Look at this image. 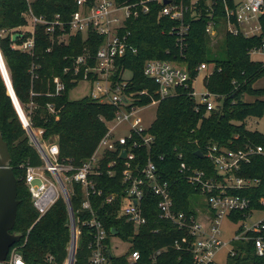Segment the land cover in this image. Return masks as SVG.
<instances>
[{
	"label": "trees",
	"instance_id": "obj_1",
	"mask_svg": "<svg viewBox=\"0 0 264 264\" xmlns=\"http://www.w3.org/2000/svg\"><path fill=\"white\" fill-rule=\"evenodd\" d=\"M89 3L95 0H87ZM123 4L132 0H115ZM39 17L48 20L60 16L67 21L77 10V0H0V51L4 59L6 71L10 76L16 97L30 121L33 129L44 131L43 139L53 142L57 139L60 148V161L79 167L88 161L96 151L101 139L107 133V123L116 115L112 105L100 104L89 97L72 101L69 94L78 85L64 76L65 67L73 57L83 51L81 36L73 37L69 45L59 42L60 32L55 35L54 42L45 26L36 30L35 54L29 55L15 50V42L22 40L16 37L14 30L27 25L26 14L29 9ZM223 12L218 17H222ZM208 20L205 17L192 21L187 37L186 48L182 49L175 36L170 35L173 23L158 20L157 11L128 23L127 30L132 33V42L138 49L136 55L129 54L121 60L119 73L126 69L132 73L128 85V93L149 90L154 94L157 85L145 76L144 70L148 61L161 60L175 63L190 74L188 87L177 89V94L158 106L157 119L150 128L155 142L151 147V156L159 165V170L166 181L172 184L176 211L193 212L190 196L197 193L180 175L178 168L183 161L188 165L212 172L210 162L198 153H204L208 146L218 144L233 150L244 148L247 143L263 144L264 135L247 129L246 121L250 118H261L264 115V88L255 85L264 78V63L254 62L250 51L262 44L263 37L246 38L226 34L222 37L224 56L212 57L210 45L217 46L206 33ZM27 35L25 39L28 37ZM102 39L94 35L92 52H97ZM52 48L51 52H47ZM69 58L68 60L66 58ZM208 65L209 74L205 78L207 91L216 95L217 107L207 112L204 105L199 104L192 96L193 83L199 75L198 68ZM39 69L32 73L33 66ZM118 76V73H117ZM61 77L66 83V90L59 96H48L55 93L53 80ZM117 79V78H116ZM32 93L40 94L33 96ZM252 98L247 101L245 98ZM155 98H157L155 96ZM151 103L150 98L138 101L140 106ZM32 104L36 108L32 109ZM48 105H53L55 113H51ZM0 132L9 146L12 157L11 167L18 181L17 221L14 232L22 233L19 245L27 264H65L71 243L69 227V210L63 198L42 217L35 209L31 193L25 182L27 165L38 167L43 161L37 150L31 145L27 130L10 98L5 81L0 72ZM146 155L143 150L141 157ZM165 160L161 161L160 158ZM264 161L255 160L249 171L242 175L262 178L261 187L253 197L264 196ZM97 187L103 191L102 197H93L92 206L103 221L108 234L107 244L116 235L124 242L131 243V251H139L141 259L136 264H190L191 259L181 258V253L174 249L176 239L182 238L169 222L159 218L158 199L149 195L143 202L147 225L138 235L126 218L119 217L123 191L127 184L121 175L115 178L101 176L97 178ZM118 194L117 201L106 204V199ZM83 191L74 184L71 192V204L80 221L81 235L75 264H91L90 258L93 243V229L81 224L89 221L91 216L82 212ZM162 250L156 260L152 255ZM235 255L228 264H264V257L255 253V245L250 242H239L234 248ZM128 253L123 256L110 257L111 264H129Z\"/></svg>",
	"mask_w": 264,
	"mask_h": 264
},
{
	"label": "built area",
	"instance_id": "obj_2",
	"mask_svg": "<svg viewBox=\"0 0 264 264\" xmlns=\"http://www.w3.org/2000/svg\"><path fill=\"white\" fill-rule=\"evenodd\" d=\"M27 1L31 4L33 0ZM220 8L223 12L222 17L227 22L226 34L246 38L263 37L262 44L253 48L250 53L251 56L264 55V0H132L123 4L115 0H95L91 3L87 0H77V10L67 21L62 20L59 15L52 20L36 16L30 8L26 14L27 25L14 30L16 37L23 40L20 43L15 42L13 48L32 56L36 49V30L41 25L46 27L53 42L59 31L58 40L63 45H69L71 38L81 36L83 51L73 57L70 64L65 67L64 76H69L71 82L77 85L87 83L90 93L86 97L116 108L115 118L107 123V133L101 139L93 156L83 165L74 167L60 161L57 139L53 142L45 141L44 131L31 127L21 107L24 119L20 120L27 130L31 145L43 161V165L38 167L31 165L24 167L25 182L31 193L33 205L39 213L38 221L60 198H63L68 206L71 243L65 264L76 263L81 235L80 221L71 204L74 184L81 186L83 191L81 211L91 216L89 221L81 223L93 229L90 262L111 264L110 257H113V250L116 247L112 239L111 245L108 246L105 225L93 209L91 200L93 197L103 196V191L97 187V178L101 176L115 178L117 175H121L123 182L127 184L121 198L119 217L126 218L127 222L133 225L135 235L147 225L143 202L152 195L158 199L159 218L183 232L184 235L175 240L173 247L181 253L182 259H191L190 264H216L219 253L228 247L229 258L234 256L236 253L232 244L235 241H251L255 245L256 255L264 257V196L253 197L263 181L262 178L242 175L253 167L255 160L264 161V143H247L244 148L236 150L218 144L208 146L202 158L210 162L212 172L188 165L180 155L178 171L197 191L190 196V202L192 203L194 196L204 197L205 205L197 202L192 207L193 212H178L173 198V186L166 181L150 153L155 137L150 129L143 127L138 113L143 107L159 106L161 102L175 96L178 88L188 87L190 74L172 62L148 61L144 70L145 76L157 85V90L152 94L149 90L128 93L127 88L132 77L127 78L126 74L132 73L126 69L118 72L122 59L129 54L138 53L132 42V33L127 30L131 21L157 11L159 21L165 19L173 23L170 35L175 36L180 47L184 49L192 21L202 17L208 20L207 35L213 41L219 38L216 21L221 18L218 17ZM27 35L29 36L25 39ZM94 35L102 39L95 55L91 48ZM51 50L52 48H49L47 52ZM38 69L39 66L34 65L32 73ZM207 70V64H202L198 68L199 72ZM53 83L55 93L48 96H59L66 90V83L61 77H55ZM32 95L40 96L37 93ZM192 96L195 97L194 91ZM143 98H150L151 103L140 106L138 101ZM217 98L207 91L202 95L199 104L204 105L209 113L216 109ZM31 106L32 109L36 108L35 104ZM48 107L51 113H55L53 105ZM121 126H127V135H117ZM143 150L146 151V155L142 158ZM160 160L164 161L165 158L161 157ZM36 181H39V184ZM117 199L118 194H113L105 203L112 205ZM255 214H260L261 219L254 223ZM225 220L237 226L231 241L223 239ZM127 244L128 263L136 264L140 261L141 254L137 250L131 251L132 244ZM161 253L162 250L154 253L152 260H156ZM2 264H27L19 243L11 248L7 260Z\"/></svg>",
	"mask_w": 264,
	"mask_h": 264
},
{
	"label": "rangeland",
	"instance_id": "obj_3",
	"mask_svg": "<svg viewBox=\"0 0 264 264\" xmlns=\"http://www.w3.org/2000/svg\"><path fill=\"white\" fill-rule=\"evenodd\" d=\"M217 31L219 34V38L215 39L213 42L214 43H219V45L212 47L210 45V55L212 57L218 56V57H223L224 56V49H223V40L222 37L226 35V30H227V22L225 19L220 18L217 19ZM252 61L254 62H262L264 63V55L260 54H255L251 56ZM209 71H202L199 73L197 78L194 81V92H195V99L198 103H200L202 99V95L207 93V88L205 85V78L208 76ZM127 78H131L132 74L127 73L126 74ZM255 88L261 89L264 88V78L258 81L255 85ZM90 93V87L87 83H80L74 90H72L69 94V98L72 101L75 100H81L88 96ZM247 101H251L252 98L246 97L245 98ZM157 113H158V105H149L146 107H143L140 109L138 116L140 117L142 121V125L146 129H150L153 124L155 123L157 119ZM246 126L247 129L253 132H259L264 135V115L261 118H250L246 121ZM127 126H121L117 132V135H127ZM37 184H39V181H36ZM201 203L202 205H205V198L204 197H198L194 196L192 197V205L194 206L195 203ZM261 219L260 214H255V217L253 219L254 223L259 221ZM235 230H237V226H233L229 223V221L225 220L223 223V239L225 241H231L234 238ZM113 245L116 247L113 250V254L115 256H123L127 253L129 249V245L127 243H124L119 237H113L112 238ZM239 242L235 241L232 244V247L235 248ZM229 249L225 248L222 252L219 253V255L216 258V264H228L230 262L229 258Z\"/></svg>",
	"mask_w": 264,
	"mask_h": 264
},
{
	"label": "water",
	"instance_id": "obj_4",
	"mask_svg": "<svg viewBox=\"0 0 264 264\" xmlns=\"http://www.w3.org/2000/svg\"><path fill=\"white\" fill-rule=\"evenodd\" d=\"M0 72L13 105L22 120L24 116L21 105L14 92L10 76L6 71L1 51ZM198 155L203 157L200 152ZM11 164L12 157L9 146L0 132V264L7 260L11 248L20 243L23 238L22 233L14 232L20 201L18 200V181ZM115 233L117 234V232Z\"/></svg>",
	"mask_w": 264,
	"mask_h": 264
}]
</instances>
